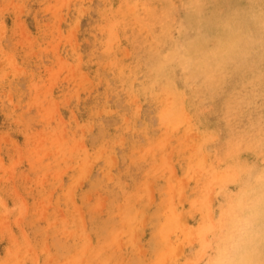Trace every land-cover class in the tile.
<instances>
[{
	"label": "rangeland",
	"instance_id": "374dc122",
	"mask_svg": "<svg viewBox=\"0 0 264 264\" xmlns=\"http://www.w3.org/2000/svg\"><path fill=\"white\" fill-rule=\"evenodd\" d=\"M241 200L264 0H0V264H212Z\"/></svg>",
	"mask_w": 264,
	"mask_h": 264
},
{
	"label": "clouds",
	"instance_id": "9594fccd",
	"mask_svg": "<svg viewBox=\"0 0 264 264\" xmlns=\"http://www.w3.org/2000/svg\"><path fill=\"white\" fill-rule=\"evenodd\" d=\"M259 216L255 206L243 200L230 206L218 231L212 264H264V252L256 244L264 240V232L257 228Z\"/></svg>",
	"mask_w": 264,
	"mask_h": 264
}]
</instances>
